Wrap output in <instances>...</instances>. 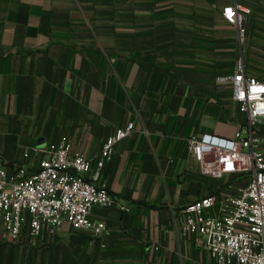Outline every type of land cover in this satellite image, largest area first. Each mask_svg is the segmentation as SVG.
Instances as JSON below:
<instances>
[{
  "label": "crops",
  "instance_id": "1",
  "mask_svg": "<svg viewBox=\"0 0 264 264\" xmlns=\"http://www.w3.org/2000/svg\"><path fill=\"white\" fill-rule=\"evenodd\" d=\"M235 3L251 9L240 29L223 16ZM239 62L262 75L264 0H0V166L36 164L26 151L67 139L115 199L92 209L104 235L64 224L41 255L0 221V264H213L183 209L247 182L203 174L188 142L247 125L229 79ZM130 121L95 180L105 140Z\"/></svg>",
  "mask_w": 264,
  "mask_h": 264
},
{
  "label": "built area",
  "instance_id": "2",
  "mask_svg": "<svg viewBox=\"0 0 264 264\" xmlns=\"http://www.w3.org/2000/svg\"><path fill=\"white\" fill-rule=\"evenodd\" d=\"M250 13V8L239 3L223 9L224 19L239 29ZM229 79L234 100L248 115L247 125L236 138L192 137L188 144L203 174L241 178L247 185L236 195L220 199L206 195L187 205L183 209V233L204 237L213 264H264V153L255 130L257 124H264V70L260 77L250 76L239 62ZM134 130V122L130 121L105 140L95 180L112 158L116 144ZM32 153L39 156L36 164L0 166V221L6 238L12 243L36 246L64 224L104 235L107 226L91 217L92 209L111 206L115 199L105 185L87 179L93 161L75 151L67 139L26 151L24 157L30 159ZM214 208L218 209L216 214L211 213Z\"/></svg>",
  "mask_w": 264,
  "mask_h": 264
},
{
  "label": "rangeland",
  "instance_id": "3",
  "mask_svg": "<svg viewBox=\"0 0 264 264\" xmlns=\"http://www.w3.org/2000/svg\"><path fill=\"white\" fill-rule=\"evenodd\" d=\"M54 235V234H53ZM52 235V236H53ZM52 236H50V237H52ZM50 237H48V238H46L45 240H42L41 242H39L36 246H32L33 247V249H34V251L35 252H38L37 254H42V251H44V250H48V248H49V244H50V242H47V240L48 239H50ZM15 246V245H14ZM20 247V246H19ZM33 249L31 250L30 248L28 249V248H24V249H22V248H20L19 250H20V257L21 258H26L27 256H29V255H31L32 253V251H33ZM1 251V250H0ZM3 251H5V249L3 250ZM1 253V252H0ZM15 254V253H14ZM5 257V256H4Z\"/></svg>",
  "mask_w": 264,
  "mask_h": 264
}]
</instances>
